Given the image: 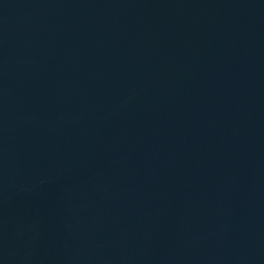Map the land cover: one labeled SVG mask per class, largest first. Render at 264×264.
<instances>
[{
	"label": "water",
	"instance_id": "obj_1",
	"mask_svg": "<svg viewBox=\"0 0 264 264\" xmlns=\"http://www.w3.org/2000/svg\"><path fill=\"white\" fill-rule=\"evenodd\" d=\"M0 264H264V0H0Z\"/></svg>",
	"mask_w": 264,
	"mask_h": 264
}]
</instances>
